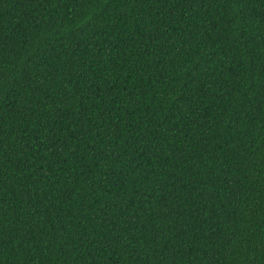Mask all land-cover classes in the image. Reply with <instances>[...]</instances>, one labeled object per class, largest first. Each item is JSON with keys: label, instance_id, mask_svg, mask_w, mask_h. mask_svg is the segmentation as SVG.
Masks as SVG:
<instances>
[{"label": "trees", "instance_id": "obj_1", "mask_svg": "<svg viewBox=\"0 0 264 264\" xmlns=\"http://www.w3.org/2000/svg\"><path fill=\"white\" fill-rule=\"evenodd\" d=\"M0 264H264V0H0Z\"/></svg>", "mask_w": 264, "mask_h": 264}]
</instances>
